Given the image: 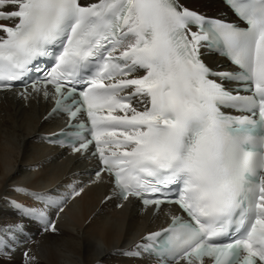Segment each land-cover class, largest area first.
Wrapping results in <instances>:
<instances>
[{"label":"snow or ice","instance_id":"snow-or-ice-1","mask_svg":"<svg viewBox=\"0 0 264 264\" xmlns=\"http://www.w3.org/2000/svg\"><path fill=\"white\" fill-rule=\"evenodd\" d=\"M223 3L246 26L182 0H0V19L18 21L0 24V91L19 83L21 98L54 99L53 114L78 122L46 139L95 156L97 178L114 176L123 199L174 203L187 214L122 255L154 256L160 264H204L205 257L264 264V0ZM202 48L236 70L210 68ZM43 59L53 67L44 71ZM32 72L41 75L29 83ZM212 77L237 86L226 90ZM241 91L251 94H232ZM225 107L248 114H226ZM82 192L73 189L71 197ZM30 195L43 207H13L57 232L52 216L68 197ZM0 233V264H11L25 225L0 226Z\"/></svg>","mask_w":264,"mask_h":264},{"label":"bare ground","instance_id":"bare-ground-1","mask_svg":"<svg viewBox=\"0 0 264 264\" xmlns=\"http://www.w3.org/2000/svg\"><path fill=\"white\" fill-rule=\"evenodd\" d=\"M182 2L208 14L227 10L221 0ZM51 103L52 99L38 94L24 99L5 92L0 97V226L15 222L25 225V233L12 245L11 264H26L24 252L34 258L32 264H144L121 251L133 249L131 244L140 236L163 226L171 209L165 207L153 214L151 208H141L131 199L121 201L118 207L107 177L97 179L66 203L55 233H38L30 219L13 207L15 201L39 208L30 195L33 192L62 195L77 191L85 179L84 170L92 164L78 154L43 143L40 137L58 128L59 119L46 117Z\"/></svg>","mask_w":264,"mask_h":264}]
</instances>
